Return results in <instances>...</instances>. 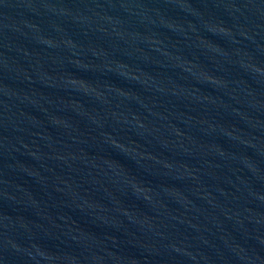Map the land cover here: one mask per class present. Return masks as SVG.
<instances>
[{
  "label": "water",
  "instance_id": "obj_1",
  "mask_svg": "<svg viewBox=\"0 0 264 264\" xmlns=\"http://www.w3.org/2000/svg\"><path fill=\"white\" fill-rule=\"evenodd\" d=\"M0 264H264V0H0Z\"/></svg>",
  "mask_w": 264,
  "mask_h": 264
}]
</instances>
